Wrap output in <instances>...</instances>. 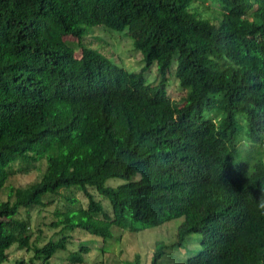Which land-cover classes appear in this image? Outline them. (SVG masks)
I'll use <instances>...</instances> for the list:
<instances>
[{
	"label": "trees",
	"instance_id": "trees-1",
	"mask_svg": "<svg viewBox=\"0 0 264 264\" xmlns=\"http://www.w3.org/2000/svg\"><path fill=\"white\" fill-rule=\"evenodd\" d=\"M97 25L126 30L142 72L83 42L99 39L88 33ZM154 63L152 84L143 71ZM172 67L185 91L177 101ZM42 160L36 180L0 201V264L13 246L31 255L11 264H50L64 232L105 241L113 226L138 232L176 218L175 239L157 242L149 264L187 241L199 249L183 264H264V0H0V190ZM54 199L67 205L51 223L62 234L39 245L30 211ZM88 251L68 259L84 264Z\"/></svg>",
	"mask_w": 264,
	"mask_h": 264
},
{
	"label": "rangeland",
	"instance_id": "rangeland-1",
	"mask_svg": "<svg viewBox=\"0 0 264 264\" xmlns=\"http://www.w3.org/2000/svg\"><path fill=\"white\" fill-rule=\"evenodd\" d=\"M207 3L210 4L211 2L208 1ZM197 4L200 7L202 6L200 2H197ZM94 30L100 32V34L96 33L98 35L92 34L94 36L96 35L99 39H95L91 35L88 37L86 34L83 39V42L85 41L84 43H88L91 47L99 49L107 56H110L108 57L110 60L122 66L124 69L131 72H142L144 66L142 54L134 48L132 38L125 34L126 30L116 31L102 25L88 27V33ZM67 40L69 42L76 41L75 38H68ZM75 55L78 57L80 56L79 48L76 49ZM172 65L175 66V62H173ZM173 67L171 72L167 75V90L170 98L177 101L185 94V91L180 87L178 80L173 73ZM143 76L146 82L152 84L156 83L158 80L157 65L154 63L149 68L145 69L143 71ZM44 166L45 162L42 160L39 162L37 170H31L28 173L16 174L10 177L6 181L4 188L0 190V201L8 198V188L10 186H25L36 180L40 176L41 171L44 170ZM113 181L120 180L117 178H110L106 183L109 184ZM115 183L116 182H113V184ZM65 189L66 188H63V190L60 191L61 194L69 193V191H64ZM87 189L96 200H99L101 204L108 206V209L110 208L108 200L105 197L98 194L91 187H88ZM73 195L85 205L86 200L82 193L75 191ZM52 196L54 195H45V197ZM64 205H66L65 201H55L54 199L53 202L45 207H34L31 209V228L34 232L32 237L34 242L43 245L49 239H58L61 236V227H55L51 225V223L57 220L56 212L63 211ZM24 213V209H20L19 215H24ZM180 220L181 218L172 219L160 226L148 227L138 232H131L113 226L111 228L112 237L105 239V241L97 236L87 234L78 229L64 232L63 234L68 235L69 243H67L65 249L57 251L51 257L50 264H73L68 259L69 253L77 250L80 245L86 246L89 249L88 252L83 253L84 264H133L136 254L139 255L140 264H149L157 242L169 244L175 239L177 226L180 223ZM9 230L10 225L5 222L2 226V233L7 234ZM194 237H196V235H190V238ZM198 249L199 247L196 246L195 243L187 241V244H185L182 250L177 253H173L169 249L166 250L165 255L160 260V264H183L187 256L193 252H197ZM8 252L9 260L3 264H11L16 259H27L31 255V251H26L17 246H13ZM175 261L176 263H174ZM35 264H40V262L36 261Z\"/></svg>",
	"mask_w": 264,
	"mask_h": 264
},
{
	"label": "clouds",
	"instance_id": "clouds-1",
	"mask_svg": "<svg viewBox=\"0 0 264 264\" xmlns=\"http://www.w3.org/2000/svg\"><path fill=\"white\" fill-rule=\"evenodd\" d=\"M237 149L241 152V154L244 153L245 150V141H240L237 144ZM257 208L260 210L261 214L264 215V192H262L259 201L257 203Z\"/></svg>",
	"mask_w": 264,
	"mask_h": 264
}]
</instances>
